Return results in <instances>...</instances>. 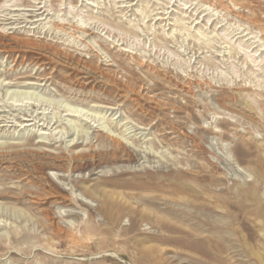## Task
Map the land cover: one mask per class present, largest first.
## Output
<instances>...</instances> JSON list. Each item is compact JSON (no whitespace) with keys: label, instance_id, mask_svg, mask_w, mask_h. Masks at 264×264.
<instances>
[{"label":"rangeland","instance_id":"obj_1","mask_svg":"<svg viewBox=\"0 0 264 264\" xmlns=\"http://www.w3.org/2000/svg\"><path fill=\"white\" fill-rule=\"evenodd\" d=\"M261 48L264 0H0V264H264Z\"/></svg>","mask_w":264,"mask_h":264},{"label":"bare ground","instance_id":"obj_2","mask_svg":"<svg viewBox=\"0 0 264 264\" xmlns=\"http://www.w3.org/2000/svg\"><path fill=\"white\" fill-rule=\"evenodd\" d=\"M154 1V0H153ZM203 2V1H202ZM41 7V6H40ZM226 7V6H225ZM162 8V7H161ZM208 8V7H207ZM39 9H41V8H39ZM186 10H185V12H187V10L189 9V7L188 8H185ZM21 10V9H20ZM206 11V10H205ZM207 11H208V9H207ZM161 12V11H160ZM168 12V11H167ZM203 11H200L199 13H197V12H194V13H192V12H189V16H191V17H194L195 15H196V17H194L192 20L193 21H195L196 22V24L199 22V18H198V16L197 15H199L200 13H202ZM44 13V12H43ZM161 14V13H160ZM159 14V15H160ZM43 15V14H42ZM157 16V19H165L164 17H162V16ZM164 15V14H163ZM19 16V15H18ZM213 16H214V14H210L209 12L208 13H204L203 14V17H208V20H214L213 19ZM167 18H168V16H167ZM240 29V28H239ZM244 29V28H243ZM188 30V29H187ZM246 30V29H245ZM239 33V32H238ZM241 35V34H240ZM247 35V34H246ZM243 36V35H242ZM250 38H252V37H250ZM255 42V41H254ZM256 44V43H255ZM253 44L251 43L250 45H249V48L252 46ZM260 47V45H257V46H255V47ZM255 47H253V48H255ZM258 49V48H257ZM264 49L263 48H261V51H263ZM251 51H253V50H251ZM261 54V53H260ZM250 56V55H249ZM251 57V56H250ZM252 57H254L255 58V55H253ZM253 61H256V60H253ZM70 111H73V110H70ZM28 125H31L32 124V121H30V122H28L27 123ZM41 134H44L43 132L41 133ZM109 136V135H108ZM109 139L111 140V142L117 147V148H119V149H121L120 151H126V152H128V153H130V154H132L133 155V157H134V161H138L139 159H138V157H137V154H134V152H133V150H131L130 148H129V146H126V144H123L122 143V141L120 140V139H118V138H116V137H114V136H109ZM130 156V155H129ZM225 158V157H224ZM223 158V159H224ZM224 161L226 162V164L230 167V165L232 166V164H231V162H230V159H229V156H228V160L227 159H224ZM98 167H101V165L99 164V163H97V162H94V163H91V164H83V165H81L80 166V169L78 170V172L79 173H81V172H83V171H85V170H89V171H93V169H96V168H98ZM233 167V166H232ZM253 170H256V168L255 167H251ZM233 170H234V175L236 176V177H238V180L241 182H246L248 179H246V175H244V174H242L239 170L237 171L234 167H233ZM257 171V170H256ZM77 172V171H76ZM82 204V203H81Z\"/></svg>","mask_w":264,"mask_h":264}]
</instances>
